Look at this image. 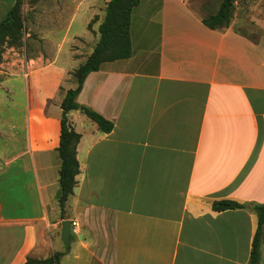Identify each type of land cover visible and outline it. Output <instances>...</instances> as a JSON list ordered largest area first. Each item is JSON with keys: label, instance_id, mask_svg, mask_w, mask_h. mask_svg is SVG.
Wrapping results in <instances>:
<instances>
[{"label": "crops", "instance_id": "1", "mask_svg": "<svg viewBox=\"0 0 264 264\" xmlns=\"http://www.w3.org/2000/svg\"><path fill=\"white\" fill-rule=\"evenodd\" d=\"M220 1L138 0L130 9L129 56L101 62L75 96L110 130L78 108L66 113L79 138L63 218L59 102L93 45L84 54L74 42L85 28L28 58L22 142L0 149V264L55 251L58 264H248L253 205L264 201V36L204 26ZM219 200L242 207L213 210Z\"/></svg>", "mask_w": 264, "mask_h": 264}, {"label": "rangeland", "instance_id": "2", "mask_svg": "<svg viewBox=\"0 0 264 264\" xmlns=\"http://www.w3.org/2000/svg\"><path fill=\"white\" fill-rule=\"evenodd\" d=\"M107 0H21L19 16L22 23L21 38L17 45L0 47V149H14L24 135V92L19 77L28 58L37 50L50 48L47 41H56L64 33L69 39L79 36L74 42L86 54L98 38L97 24L102 19ZM215 9L219 0H204ZM13 0H0V20L11 7ZM77 9H83L85 16ZM70 30L65 31L71 14ZM84 21L86 24H84ZM239 32L257 39L264 36V0H232L229 23ZM65 31V32H64ZM65 46V45H64ZM74 47H76L74 45ZM4 87V88H3ZM8 90V91H5Z\"/></svg>", "mask_w": 264, "mask_h": 264}, {"label": "trees", "instance_id": "3", "mask_svg": "<svg viewBox=\"0 0 264 264\" xmlns=\"http://www.w3.org/2000/svg\"><path fill=\"white\" fill-rule=\"evenodd\" d=\"M137 1H106L102 19L97 25L98 38L84 61L71 71L75 85L64 91L59 102V133L55 149L59 159L58 184L60 193L57 203L62 218L65 202L72 192L75 183L74 177L78 171L75 146L79 135L68 124L66 113L78 108L81 113L96 124L98 130L102 132L110 130L112 125L108 120L84 105L78 106L75 102V96L81 87L84 76L88 72L96 70L101 62L123 59L129 56L128 19L130 9L137 4ZM20 2L21 0H13L4 18L0 20V47L2 45L14 46L20 42L22 28L19 16ZM231 3L232 0H221L215 12L201 18L202 24L210 29L227 26ZM240 207L242 204L231 200H219L211 203V208L216 211ZM253 211L256 216V226L250 244L248 264H258L259 261V248L264 239V201L254 203ZM66 245L67 243L64 244V246ZM61 254V251H55L40 259L26 257L22 264H58Z\"/></svg>", "mask_w": 264, "mask_h": 264}, {"label": "water", "instance_id": "4", "mask_svg": "<svg viewBox=\"0 0 264 264\" xmlns=\"http://www.w3.org/2000/svg\"><path fill=\"white\" fill-rule=\"evenodd\" d=\"M69 235V221L67 219H63L60 222V240L62 243L67 242Z\"/></svg>", "mask_w": 264, "mask_h": 264}, {"label": "built area", "instance_id": "5", "mask_svg": "<svg viewBox=\"0 0 264 264\" xmlns=\"http://www.w3.org/2000/svg\"><path fill=\"white\" fill-rule=\"evenodd\" d=\"M71 225L73 226V227H72V231H73V230H74V226H75V225H74V223H71Z\"/></svg>", "mask_w": 264, "mask_h": 264}]
</instances>
